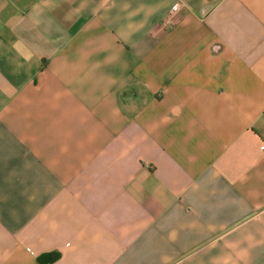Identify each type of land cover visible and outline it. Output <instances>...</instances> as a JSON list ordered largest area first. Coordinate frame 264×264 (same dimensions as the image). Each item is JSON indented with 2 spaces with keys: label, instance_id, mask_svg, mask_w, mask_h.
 <instances>
[{
  "label": "crops",
  "instance_id": "crops-1",
  "mask_svg": "<svg viewBox=\"0 0 264 264\" xmlns=\"http://www.w3.org/2000/svg\"><path fill=\"white\" fill-rule=\"evenodd\" d=\"M51 253L264 264V0H0V264Z\"/></svg>",
  "mask_w": 264,
  "mask_h": 264
},
{
  "label": "trees",
  "instance_id": "trees-1",
  "mask_svg": "<svg viewBox=\"0 0 264 264\" xmlns=\"http://www.w3.org/2000/svg\"><path fill=\"white\" fill-rule=\"evenodd\" d=\"M60 258L58 253L43 254L37 258L39 264H53Z\"/></svg>",
  "mask_w": 264,
  "mask_h": 264
},
{
  "label": "built area",
  "instance_id": "built-area-1",
  "mask_svg": "<svg viewBox=\"0 0 264 264\" xmlns=\"http://www.w3.org/2000/svg\"><path fill=\"white\" fill-rule=\"evenodd\" d=\"M179 9H180V5L177 4V5H175V6L173 7V9L171 10V12H172V13H175V12H177Z\"/></svg>",
  "mask_w": 264,
  "mask_h": 264
}]
</instances>
